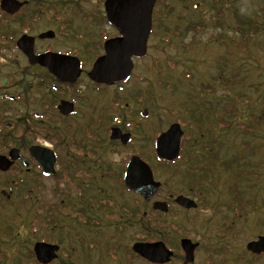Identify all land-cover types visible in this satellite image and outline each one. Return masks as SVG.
<instances>
[{
	"label": "rangeland",
	"instance_id": "374dc122",
	"mask_svg": "<svg viewBox=\"0 0 264 264\" xmlns=\"http://www.w3.org/2000/svg\"><path fill=\"white\" fill-rule=\"evenodd\" d=\"M78 1L76 8L66 9L63 22L69 21L76 28L93 29L92 23L100 21L105 0ZM248 18L253 21H245ZM154 20L147 56L134 60L132 76L123 85L127 90L123 96L134 105V111H138L137 121H143L147 140L143 142L140 136L131 148H119L109 153L105 156L106 166L119 173L118 167L124 159L142 150L157 167L160 180L174 182V186L166 185V189L171 187L180 193V188L184 187L183 179H196L194 172L203 175L208 184L212 180L213 187L207 184L204 189L206 186L205 195L210 192L206 196L213 208L207 209L202 204L198 211L187 215L193 222L196 233L193 236L199 237L204 244L196 253V264H264V255L254 259L245 248L249 241L264 235V32L252 34L247 31L250 26L264 25V0H159L154 9ZM240 20L248 23L245 31L240 30L243 27ZM191 25H198L196 31L189 28L186 32ZM100 27L98 33H115L107 22ZM104 100L101 97L95 102ZM144 109L148 114L143 118ZM107 122H110L108 118ZM174 122L181 123L184 131L192 133L185 148L189 153L193 147L187 155L191 157L188 161L194 164L192 170L184 164V159L167 169L158 164L152 154L151 139L156 132L166 130ZM225 122H229L228 128L223 126ZM46 182L42 192L45 203L56 204L60 198H65L64 193L60 194L54 188L53 180ZM233 183L241 190H237L239 194L235 190L229 193L228 188ZM2 188L0 184V190ZM71 193L75 195L77 191L71 189ZM119 194L121 198H118ZM14 195L16 197L9 203L0 198V218L3 217L0 242L10 243V234H17V238L29 243L42 236L51 237L62 244L64 264H126L123 252L131 241L155 238L154 231L166 233L168 225L174 223L175 229L167 235L171 237L178 232L176 228L182 222V214H171L168 220L159 215L139 222L136 227H123L122 223H117L121 219L117 213L86 204V231L78 230L86 239L76 241L73 228L63 221L57 225L51 221L49 209L42 215V212L36 213L35 207L27 212L10 214L27 220L29 229L21 219L15 220L16 223L6 220L9 208L20 204L25 192L17 191ZM89 195L90 199H97L93 198L95 192L90 191ZM101 196L132 202L115 184L107 185L106 194ZM138 208L140 219L147 209L144 204H138ZM34 221L38 223H32ZM144 226L146 229L142 230ZM147 229H152L151 235ZM29 246L22 244L12 251L11 245L9 249L2 246L6 255L0 251V264H33L31 258L22 254ZM116 247L119 250L109 256L108 248ZM132 264L148 263L137 259Z\"/></svg>",
	"mask_w": 264,
	"mask_h": 264
},
{
	"label": "flooded vegetation",
	"instance_id": "af4514ba",
	"mask_svg": "<svg viewBox=\"0 0 264 264\" xmlns=\"http://www.w3.org/2000/svg\"><path fill=\"white\" fill-rule=\"evenodd\" d=\"M1 1L0 155L8 156L13 149L18 151V158L13 159L10 167L5 171L0 170V184L4 187L0 190L1 196L13 200L17 191H24L25 196L20 198L19 206L20 208L25 206L23 212L35 207L36 213L42 212V215L49 209L47 213L51 221L56 225L59 221H63L73 228V237L76 241L86 239L78 232L79 229L86 231V220L88 221L84 215L86 204L88 207L91 204L98 209H108L109 213H117L121 218L117 223H122L123 227L132 225L136 227L139 222L152 217L158 218L159 215H163V218L168 220L171 214H182V222L177 226L178 232L175 235L167 236L170 230L175 229L173 223L168 225L166 233L154 231L156 237L145 241H162L172 252L169 260L163 264H174L177 261L179 264H196V253L204 244L199 237L193 236L196 235L193 231V222L187 218V215L198 211L202 204L199 194L202 186L196 184L201 175L194 172L196 179L191 181L183 179L185 190L184 187L180 188L178 193L171 187L165 188L166 185L174 186V182L171 179L170 183L161 181L157 176V167L144 156L142 150L128 155L123 161L124 165H119V173L112 171V167L106 166L105 156L109 153L119 148H131L137 144L140 136L143 142L144 139L147 140L144 136L143 121H137L138 111H134V105L127 102L128 99L123 96L127 93L123 85H126L128 79L122 83L105 84L90 78L96 60L105 53V42L119 37L121 32L103 19L102 22L97 21V24L92 23L95 26L91 25L93 29L87 26L84 29L76 28L69 21L63 22L66 9L72 10V6L75 5L73 0H70L67 8H64L63 0H17L20 7L7 9L1 7ZM42 21L47 23L40 24ZM106 22L115 32L113 35L98 33L101 31L100 25ZM82 30H85L84 33ZM87 30L93 31L86 33ZM48 31L52 33V37H40L42 33ZM23 37L33 39L26 43L22 42L21 45L27 48L25 44L32 43L33 54L40 58L37 62H31L24 48L19 45ZM54 58L58 59L55 63H53ZM74 71L78 72V75H74ZM101 97L106 100L95 102V99L99 100ZM122 99L123 103H121ZM147 114V109H144L142 115ZM107 118L110 122H107ZM115 129L119 130L122 136L129 135L127 143L121 138H112ZM162 130L156 132L155 137L151 139L154 148L152 154L156 162L168 169L184 159V164L192 167L194 164L188 161L191 157L185 153H181L179 158L171 162H165L157 156L154 144ZM33 147H38L35 156L30 153ZM133 156H138L146 162L152 169L155 180L160 183L157 193L148 201L126 186V170ZM41 161L48 165L53 163L54 172L46 174ZM47 180H53L54 188L60 194H65V198L62 200L60 198L56 204L45 203L42 199ZM114 184L120 187V190H124L132 202L128 199L120 202L117 199L115 201L101 196L106 194L107 185L112 187ZM236 186L235 183L231 184L230 190L238 189ZM71 189H75L77 193L72 195ZM90 191L95 192L93 198H97L96 200L90 199ZM3 192H7L9 196L7 197ZM181 195L194 200L197 206L192 209L182 208L176 202V198ZM118 198H121V194ZM31 200L33 203H30ZM155 202L165 203L167 210L155 209ZM138 204H144L147 209L142 212L140 219ZM12 218L14 221L21 219L17 216ZM2 219L0 218V224L3 223ZM7 219L12 220L10 217ZM73 224L76 227H73ZM142 228V230L146 229L145 226ZM150 231L152 229L146 230L149 235H151ZM221 234L223 233L218 235ZM10 235L12 236L9 239L10 243L0 242V251L3 255H6V251L1 249L4 245L7 246L6 249L11 245L12 251L16 246L29 244V248L22 254L25 258H31L33 264H39L34 253L35 243L19 239L17 234ZM50 239L51 241H48L42 236L39 241L58 246L57 258L51 264H64L61 255L62 244L54 242L51 237ZM183 239L198 244L193 262H186V254L181 245ZM131 242L132 244H128L123 252L127 258L126 264H132L137 259L155 264L134 252L133 245L138 240ZM117 250L118 247L108 248L107 254L111 256ZM82 252L85 250L83 249Z\"/></svg>",
	"mask_w": 264,
	"mask_h": 264
},
{
	"label": "water",
	"instance_id": "95a60500",
	"mask_svg": "<svg viewBox=\"0 0 264 264\" xmlns=\"http://www.w3.org/2000/svg\"><path fill=\"white\" fill-rule=\"evenodd\" d=\"M155 3L156 0L106 1L105 10L107 17L121 31L122 36L111 39L105 43V55L97 59L90 72V78L92 80L112 84L114 81L124 80L129 76L132 70V56H142L146 52ZM1 6L4 9L11 7L18 8L20 4L17 0H3ZM41 37H52V33H44ZM28 40L33 39L23 37L19 41V45H21L22 42L26 43ZM25 45L27 48L21 46L24 48L30 61L37 62L40 58L33 54L32 43L29 42ZM56 61H58V59L54 58L53 63ZM74 75H78V72H75ZM182 134L180 125L175 123L157 138L156 152L160 159L171 162L179 156ZM112 138H121L124 143H127L129 135L122 136L121 132L115 129ZM37 148L38 147L31 148L30 152L33 156H35V152H38ZM17 153L18 151L13 149L10 153V157L12 159L18 158ZM11 164L12 162L6 157L0 156L1 170H7ZM41 164L46 174L54 172L53 163L48 165L41 161ZM125 181L128 188L143 196L147 201L156 194L160 187V183L154 180L151 168L137 156H133L130 160ZM176 202L186 209L195 208L197 206L193 200L185 196H178ZM154 208L160 211L167 210L166 204L162 202H155ZM181 245L186 254V262H193L194 253L198 244L193 243L189 239H183ZM58 249L56 245L37 242L34 247V252L37 260L41 264H49L56 258ZM247 249L256 255L264 253V236H259L257 240L250 241L247 244ZM133 250L145 260L157 264L167 262L172 255V252L161 241L137 242L133 245Z\"/></svg>",
	"mask_w": 264,
	"mask_h": 264
},
{
	"label": "trees",
	"instance_id": "16d2710c",
	"mask_svg": "<svg viewBox=\"0 0 264 264\" xmlns=\"http://www.w3.org/2000/svg\"><path fill=\"white\" fill-rule=\"evenodd\" d=\"M245 21H247V22H252L253 19H252V18H248V19H245ZM240 22H242V24H243V27H242L240 30L245 31V30L247 29L246 26L248 25V23H247V22H244V23H243V21H241V20H240ZM197 26H198V25H191V26H189V27L186 29V32H187V30H188L189 28H190V30H192V31H196ZM243 31H242V32H243ZM247 31H249V32L252 33V34H258V33L264 32V25L256 26V27H254V28H252V27L250 26V29L247 30ZM235 44H237V43H235ZM240 46L243 47L244 45L242 44V45H240ZM156 65H157V64H156ZM223 107H224V109H225V108L227 109V106H226V105H224ZM228 125H229V122H225V123H223V126H224L225 128H228ZM235 126H236V124H235ZM242 126H243V125L240 124V128H242ZM237 127H238V124H237ZM244 129H245V127H244ZM191 135H192V133H188V132L185 133L184 143H183V146H184V147H183V152H184V153H185V152H188V150H185V148H187V144H188V143H186V142H188V140H189V138L191 137ZM192 148H193V147H192ZM192 148L189 149V152H191ZM202 176H203V175H202ZM197 183H198L199 186H202L201 189H200V193H199V194H201V196H202V194H205L204 185H207L208 183H206V181H205V179H204L203 177H202V179H200L199 181H197ZM208 185L213 186V185H212V180H210V184H208ZM209 193H210V192H209ZM209 193H207L206 195L208 196ZM207 196H205V198H202L203 205H205L207 209H212V208H213V203L211 202V200H210ZM261 257H262V256H252V258H254V259H260Z\"/></svg>",
	"mask_w": 264,
	"mask_h": 264
}]
</instances>
